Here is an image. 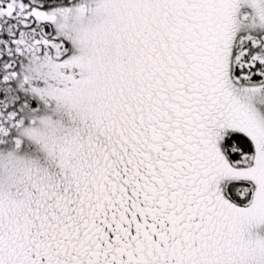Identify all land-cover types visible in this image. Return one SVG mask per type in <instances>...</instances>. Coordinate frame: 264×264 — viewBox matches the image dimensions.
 <instances>
[{
    "label": "snow or ice",
    "instance_id": "6c2138e0",
    "mask_svg": "<svg viewBox=\"0 0 264 264\" xmlns=\"http://www.w3.org/2000/svg\"><path fill=\"white\" fill-rule=\"evenodd\" d=\"M0 264H264V0H0Z\"/></svg>",
    "mask_w": 264,
    "mask_h": 264
}]
</instances>
